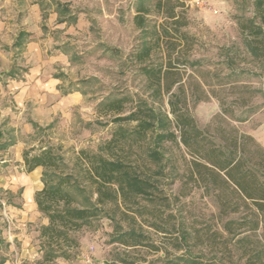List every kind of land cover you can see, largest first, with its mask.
<instances>
[{
    "label": "rangeland",
    "instance_id": "374dc122",
    "mask_svg": "<svg viewBox=\"0 0 264 264\" xmlns=\"http://www.w3.org/2000/svg\"><path fill=\"white\" fill-rule=\"evenodd\" d=\"M155 2L143 0L148 29L168 21ZM181 2L184 7L176 13L188 22L181 32L189 38L190 50L179 46L173 53L169 83H180L168 93L167 83L160 89L156 77L149 79L142 69L154 70L155 76L166 70L169 39L153 49L150 59L136 58L146 37L134 21L137 0H0V264L33 263L42 257L43 217L25 199L29 189L43 187L42 171L32 176L25 172L23 153L33 147H53L79 181L82 151L108 157L112 150L153 184L151 194L135 204H105L90 226L74 234L80 247L72 257L55 264H146L166 257L247 264L257 240L264 245L263 231H238L242 215L222 212L219 197L226 194L189 178L197 156L181 144L156 139L166 132L161 127L165 116L171 124L167 129L179 136L170 113L172 100L208 140L223 147L226 134L221 131L227 124L219 117L225 104L234 110L235 120L227 119L230 126L264 148V57L255 58L249 47L252 37L241 29L251 23L264 29V23L256 15L255 0ZM64 6L70 13L60 16ZM63 18L69 19L60 22ZM21 33L27 36L16 47ZM196 82H204L209 99L201 100L205 93ZM55 87L57 97L49 90ZM74 92L82 97L78 105L47 111L59 96ZM115 98L128 100L120 117L139 108L158 117L146 137L134 133L136 121L116 123L99 106ZM122 129L127 132L123 140ZM113 139L116 144L107 149ZM153 151L160 153V161L151 158ZM226 196L238 199L232 191ZM229 222H234L235 235L225 230ZM126 233L143 238V245L123 247L117 240ZM242 238L248 239L241 244Z\"/></svg>",
    "mask_w": 264,
    "mask_h": 264
},
{
    "label": "trees",
    "instance_id": "16d2710c",
    "mask_svg": "<svg viewBox=\"0 0 264 264\" xmlns=\"http://www.w3.org/2000/svg\"><path fill=\"white\" fill-rule=\"evenodd\" d=\"M140 4L138 14L134 21L139 30L144 32L141 51L136 54L138 61L142 62L151 58L155 47L160 42L169 39L167 43L168 64L165 71L157 72L144 67L142 71L147 77H156L155 83L160 89L166 84V91L169 93L172 87L179 81L169 83V76L173 75L172 55L177 52L179 46H188L189 38L181 29L188 25L186 18L176 13L178 7H184L181 0H156L155 9L164 13L168 20L165 24L154 26L151 29L146 27L145 15L149 14L148 8L143 0H137ZM174 4V5H173ZM257 16L264 23V0H255ZM70 10L64 6L60 16H66ZM63 18L60 22L68 21ZM243 32L248 31L252 40L249 43L251 53L261 60L264 57V29L262 26L251 23L250 28L242 27ZM27 34L21 33L15 43L16 47L23 44ZM184 41V42H183ZM175 43V44H174ZM203 83V84H202ZM196 82L197 89H200L205 98L209 99L206 91L203 90L204 82ZM185 91L183 92V94ZM127 98H115L102 101L99 106L105 108L107 115L114 116L116 123L136 121L137 126L134 133L137 137H146L152 130L151 122L157 117L152 110L139 108L128 117H120L124 113V106ZM171 114L174 116L177 132L176 135L171 129H167L169 117L161 119V127L166 132L157 134V141L172 142L181 144L191 154L197 156L189 169V178L195 183L204 184L206 189L217 188L220 193L228 195L234 192L238 199H231L230 196L219 197L222 212L225 214H241L242 221L238 225V231L249 230L257 233L263 231L264 236V148L256 140L247 134L240 133L235 127L230 126L229 120L234 119L232 107L221 104V119L227 127L222 129L226 136H222L223 147L217 146L207 139L205 132L201 131L195 124L194 119L188 112L178 107V103L170 100ZM186 106V101L183 103ZM235 105L243 107L242 104ZM244 105V104H243ZM158 118V117H157ZM229 131V132H227ZM223 134V135H224ZM127 137V132L119 131V138ZM116 139L111 140L106 148L110 149L116 144ZM113 153V151L111 150ZM104 157L102 155L90 154L85 151L80 153L78 161L81 164L83 180L79 181L73 174L68 173V166L64 159L53 147L31 148L23 153L24 165L27 173H32L42 168L41 181L43 189L35 194V202L38 211L48 219V225L40 228V241L42 257L33 263L26 264H55L58 259L69 260L72 252L80 247L74 234L88 227L96 220L102 207L111 202L121 201L123 205L135 204L137 198L147 197L151 194L153 184L132 165L127 164L122 158L115 154ZM110 155V154H109ZM113 155V156H112ZM151 158L160 161V153L151 152ZM145 177V178H144ZM86 185V186H85ZM249 214H248V212ZM234 222L225 225V230L230 235H235L231 228ZM130 239V240H129ZM143 239V238H142ZM135 233H126L118 238V243L126 248H136L143 245V240ZM248 238H242L239 243H245ZM258 241L257 251L254 253V260L247 264H264V245ZM158 251V248L153 246ZM146 264H220L214 261H204L197 258H176L168 257L160 261L145 262Z\"/></svg>",
    "mask_w": 264,
    "mask_h": 264
},
{
    "label": "crops",
    "instance_id": "0c3cea01",
    "mask_svg": "<svg viewBox=\"0 0 264 264\" xmlns=\"http://www.w3.org/2000/svg\"><path fill=\"white\" fill-rule=\"evenodd\" d=\"M50 85H53V86H57V82H53V84L52 83H50ZM49 90H50V92L51 93H53V94H51V95H54L55 97H57V95H58V90H57V88L55 87L54 88V90H52V89H50L49 88ZM51 95H49V97H51ZM81 99H82V97H81V95L79 94V93H76V92H74V93H69V94H67V95H63V96H59V99L57 100V101H55L56 103H55V105H53V106H51V104H50V106H49V109L47 110L50 114H52V113H57L60 109L61 110H65V109H68V108H72V107H74V106H76V105H78L80 102H81ZM54 103V102H53ZM58 104H60V105H62L63 106V108H61ZM24 167H25V165H24ZM41 172V171H43L42 170V168H38V169H36L34 172H32V173H27L26 172V169H25V172L29 175V176H32L34 173H36V172ZM42 182V181H41ZM43 184V183H42ZM43 189V187H41V186H39V187H37L36 189H29L27 192H26V202H27V204L31 207V208H34V207H36V209L38 210V208H37V204H36V202H35V194L37 193V192H39V191H41ZM39 212V211H38ZM39 214H40V216H42L43 217V219H42V226H46V225H48V219H46L40 212H39ZM41 226V227H42ZM82 245V244H81ZM81 249H82V247H81ZM3 264H5V263H3Z\"/></svg>",
    "mask_w": 264,
    "mask_h": 264
}]
</instances>
